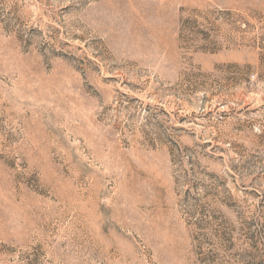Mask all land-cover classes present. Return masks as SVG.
<instances>
[{"label": "rangeland", "instance_id": "rangeland-1", "mask_svg": "<svg viewBox=\"0 0 264 264\" xmlns=\"http://www.w3.org/2000/svg\"><path fill=\"white\" fill-rule=\"evenodd\" d=\"M0 264H264V0H0Z\"/></svg>", "mask_w": 264, "mask_h": 264}]
</instances>
